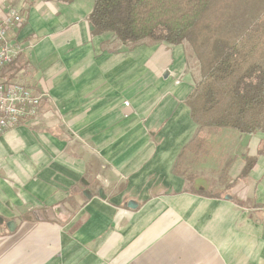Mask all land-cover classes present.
Here are the masks:
<instances>
[{"label": "crops", "instance_id": "crops-1", "mask_svg": "<svg viewBox=\"0 0 264 264\" xmlns=\"http://www.w3.org/2000/svg\"><path fill=\"white\" fill-rule=\"evenodd\" d=\"M13 4L17 79L44 99L0 135V264H264V135L214 131L238 151L226 176L208 168L226 138L190 117L192 52L93 34V0ZM200 139L210 153L186 181L174 165Z\"/></svg>", "mask_w": 264, "mask_h": 264}, {"label": "trees", "instance_id": "trees-1", "mask_svg": "<svg viewBox=\"0 0 264 264\" xmlns=\"http://www.w3.org/2000/svg\"><path fill=\"white\" fill-rule=\"evenodd\" d=\"M89 22L93 34L111 33L122 44L187 46L201 73L187 100L198 131L264 135V0H93ZM16 62L14 78L23 70ZM209 153L203 142L192 141L173 171L195 180L199 159ZM253 163L246 158L243 175Z\"/></svg>", "mask_w": 264, "mask_h": 264}, {"label": "built area", "instance_id": "built-area-1", "mask_svg": "<svg viewBox=\"0 0 264 264\" xmlns=\"http://www.w3.org/2000/svg\"><path fill=\"white\" fill-rule=\"evenodd\" d=\"M22 24V10L13 0H0V135L36 119L44 99L17 81L10 69L22 53L16 35Z\"/></svg>", "mask_w": 264, "mask_h": 264}, {"label": "rangeland", "instance_id": "rangeland-1", "mask_svg": "<svg viewBox=\"0 0 264 264\" xmlns=\"http://www.w3.org/2000/svg\"><path fill=\"white\" fill-rule=\"evenodd\" d=\"M189 46L192 48L191 45H189ZM190 47H189V49H190ZM195 59H196V57H195ZM196 66H197V63H196ZM198 66H197V68H198ZM198 70H199V68H198ZM16 80L23 82L20 79H16ZM202 131H204V130H202ZM207 131L208 132L205 131V133H208L211 135V138H208V141H209V139H210V141L211 140L213 141V140H219V139L223 140L224 137L226 138V144L224 142L220 143V144L217 142H214V143L212 142L215 145L214 151H215L216 155L214 154L213 158H210V164H208V168L210 170H214L216 173H219V172L224 170V167L226 165V164L224 165V164H222V162H220L221 157L222 156L232 157V155H234L238 151V149L235 147V142H234L236 139H235V137H232L233 135H232L231 131L228 133L230 136L229 135H227V136L222 135L224 133H221V135H216L217 133L214 134V131L215 132L218 131L216 129L215 130H207ZM220 132H222V131H220ZM226 133L227 132L225 131V134ZM203 134H204V132L202 133V136H203ZM212 138H214V139H212ZM198 142L202 143V139H200V141L198 140Z\"/></svg>", "mask_w": 264, "mask_h": 264}, {"label": "water", "instance_id": "water-1", "mask_svg": "<svg viewBox=\"0 0 264 264\" xmlns=\"http://www.w3.org/2000/svg\"><path fill=\"white\" fill-rule=\"evenodd\" d=\"M91 28H92V27H91ZM92 30H93V28H92ZM131 203H133V202H131ZM133 204H135V203H133ZM129 208H130V209H135V206L129 205Z\"/></svg>", "mask_w": 264, "mask_h": 264}]
</instances>
